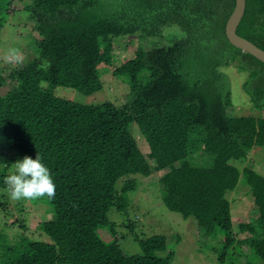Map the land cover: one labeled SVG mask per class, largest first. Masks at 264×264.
Listing matches in <instances>:
<instances>
[{
	"label": "trees",
	"instance_id": "1",
	"mask_svg": "<svg viewBox=\"0 0 264 264\" xmlns=\"http://www.w3.org/2000/svg\"><path fill=\"white\" fill-rule=\"evenodd\" d=\"M12 1L0 0V38ZM21 1L18 11L40 39L25 61L0 71V190L9 191L4 178L17 160L39 155L55 195L16 201L0 193L6 216L0 264H174L166 234L135 233L140 251L132 254L118 241L119 233L133 232L137 177L151 175L153 165L167 170L158 181L163 203L196 220L220 264L242 256L243 264H264V175L240 168L256 146L264 147V62L226 36L235 0ZM237 32L264 49V0H246ZM116 39L131 51L114 70L130 88L123 105L57 94L58 87L101 90L102 73L119 59ZM231 67L244 101L259 114L229 112ZM7 78L16 86L2 93ZM240 184L253 196L256 215L235 223L227 194ZM12 203L21 216L9 223ZM30 204H42L52 218L39 216L27 235ZM16 225L20 231L11 234Z\"/></svg>",
	"mask_w": 264,
	"mask_h": 264
},
{
	"label": "rangeland",
	"instance_id": "2",
	"mask_svg": "<svg viewBox=\"0 0 264 264\" xmlns=\"http://www.w3.org/2000/svg\"><path fill=\"white\" fill-rule=\"evenodd\" d=\"M22 7L23 3L21 0H13L8 8L9 13L4 18L1 17V22L4 23L1 27L0 38V71L7 74L26 60L28 55L32 53L36 41L40 39L38 32L34 30V22L27 19L26 15L21 11H18ZM134 40L137 46L139 41L136 37ZM144 43L153 44L155 41L145 40ZM114 47L119 59L116 61V64L112 65L109 71L102 73L103 87L101 90L87 95L68 87H58L57 94L70 99H76L85 104L111 101L116 105H123L130 88L121 77L114 74V70L129 58L131 51L126 48V42L122 39H116ZM13 52L18 54L19 59H6ZM237 72V69L231 67V80H233L231 89L235 103L229 106L228 110L233 115H257L260 112L251 109L252 105L243 99V93L240 89L241 83L237 77L239 75ZM242 75L244 77V74ZM15 86L16 81L7 78L1 92L5 93ZM132 132L140 148L144 152H148V144L135 123L132 124ZM245 165L253 166L255 170L264 175V147L256 146L249 153L247 160L240 164V168H243ZM152 169L153 173L151 175L137 177L138 185L134 194V207L129 210V217L134 224L133 232L123 233L121 224L124 222V219L120 218L118 213L115 215V219L122 232V234H118V241L123 242L124 250L130 254L140 251V243L138 239L136 240L135 233L140 238L154 233H163L167 235L169 242H173L170 244L176 251L174 264H220L217 259L218 256L211 253L206 243H203L207 241V238L204 230L198 226L196 220L193 217L185 218L181 213L169 210L163 203L160 191L158 190L160 187L158 181L167 170L156 171L154 165ZM6 191L0 190V193H6ZM227 197L231 200L232 215L235 223L250 221L255 217L256 206L254 198L246 186L240 184L234 191L228 192ZM13 204L11 207L14 213L7 217L9 223L14 222L21 216ZM29 207L27 209L30 212H27L29 219L26 220L28 227L25 233L32 235L35 232V226L38 224V217L40 216L44 220H47L51 219L52 215L45 213V206L42 204H30ZM5 217V214H0V220L4 221ZM17 231H20L18 225L10 229L11 234H15ZM33 236L36 237V234ZM107 236L110 237V234H107ZM244 248L247 250L246 246ZM245 259V256H242L237 264L245 263Z\"/></svg>",
	"mask_w": 264,
	"mask_h": 264
},
{
	"label": "clouds",
	"instance_id": "3",
	"mask_svg": "<svg viewBox=\"0 0 264 264\" xmlns=\"http://www.w3.org/2000/svg\"><path fill=\"white\" fill-rule=\"evenodd\" d=\"M8 58L18 60L19 56L13 52ZM4 184L9 197L16 201L55 195L54 180L39 155L35 158L26 155L17 160L15 172L4 178Z\"/></svg>",
	"mask_w": 264,
	"mask_h": 264
},
{
	"label": "water",
	"instance_id": "4",
	"mask_svg": "<svg viewBox=\"0 0 264 264\" xmlns=\"http://www.w3.org/2000/svg\"><path fill=\"white\" fill-rule=\"evenodd\" d=\"M246 10V0H235V7L226 22V36L234 46L264 62V49L237 32Z\"/></svg>",
	"mask_w": 264,
	"mask_h": 264
}]
</instances>
